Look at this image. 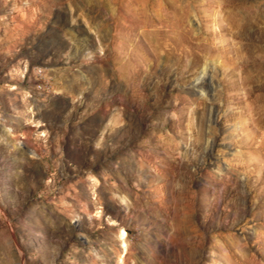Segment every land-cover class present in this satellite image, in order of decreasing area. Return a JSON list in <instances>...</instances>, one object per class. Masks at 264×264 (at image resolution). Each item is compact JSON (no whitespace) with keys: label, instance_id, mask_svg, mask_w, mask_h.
Here are the masks:
<instances>
[{"label":"rangeland","instance_id":"1","mask_svg":"<svg viewBox=\"0 0 264 264\" xmlns=\"http://www.w3.org/2000/svg\"><path fill=\"white\" fill-rule=\"evenodd\" d=\"M0 264H264V0H0Z\"/></svg>","mask_w":264,"mask_h":264},{"label":"bare ground","instance_id":"2","mask_svg":"<svg viewBox=\"0 0 264 264\" xmlns=\"http://www.w3.org/2000/svg\"><path fill=\"white\" fill-rule=\"evenodd\" d=\"M143 4V3H142ZM173 4V3H172ZM175 4V3H174ZM135 5V4H134ZM133 5V6H134ZM141 5V4H140ZM223 5V4H222ZM225 5H237L236 2L230 1L225 3ZM175 6V5H174ZM136 8V7H135ZM240 11L237 14H232L230 17V28H226V30L234 31L235 29H242L244 24L247 22V10L243 6H239ZM148 8L146 6H142L138 15L142 17V20H139V23H134V16L131 17L128 16L127 22L129 23L130 28V40H133L136 45L133 48L131 54L132 57L135 56L134 60L136 61V64L139 63H148L152 60V55L155 53L159 56L161 51L168 52L175 50L176 47H172V45L169 43V32L171 30L163 31L164 23L162 20L156 19V16L151 14H148ZM153 9V7H152ZM152 11V10H151ZM156 11V10H155ZM129 12V11H127ZM182 14V13H181ZM157 15V14H156ZM162 15V14H161ZM213 16V15H212ZM140 19V18H139ZM166 19V18H164ZM163 19V20H164ZM172 20V19H171ZM183 20V19H182ZM168 21V20H167ZM179 22V21H178ZM228 22V21H227ZM176 23V22H175ZM180 23V22H179ZM229 24V23H228ZM126 25V24H125ZM159 25V26H158ZM171 25V24H170ZM225 25V24H224ZM174 26V25H173ZM176 26V25H175ZM179 26V25H178ZM165 27V26H164ZM223 27V26H222ZM153 28V29H152ZM167 28V27H166ZM225 30V29H224ZM177 31V30H176ZM222 31V30H221ZM179 34V32H178ZM128 36V35H127ZM154 36L157 37V42H153ZM174 36V35H173ZM185 36V35H184ZM183 36V37H184ZM128 40V39H127ZM182 40V39H181ZM190 40V39H189ZM171 41V40H170ZM188 41V40H187ZM178 43V42H177ZM186 44V43H185ZM187 45V44H186ZM185 45V46H186ZM170 47V48H169ZM181 52V51H180ZM171 53V52H170ZM178 55V54H177ZM180 56V53H179ZM135 64V65H136ZM206 68L203 70V75L206 73ZM201 78L199 79V81ZM247 81V80H246ZM245 81V84H246ZM201 86V85H200ZM255 90V89H254ZM253 90V91H254ZM252 90L248 93L249 96H253ZM256 99L259 101L262 100V97H256ZM256 100V101H257ZM263 101V100H262ZM259 112V108H258ZM261 118V117H260ZM260 123V122H259ZM259 131V130H258Z\"/></svg>","mask_w":264,"mask_h":264}]
</instances>
